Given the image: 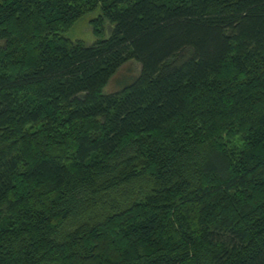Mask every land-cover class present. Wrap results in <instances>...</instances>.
<instances>
[{
  "label": "trees",
  "instance_id": "16d2710c",
  "mask_svg": "<svg viewBox=\"0 0 264 264\" xmlns=\"http://www.w3.org/2000/svg\"><path fill=\"white\" fill-rule=\"evenodd\" d=\"M0 42V264H264V0H0Z\"/></svg>",
  "mask_w": 264,
  "mask_h": 264
},
{
  "label": "rangeland",
  "instance_id": "374dc122",
  "mask_svg": "<svg viewBox=\"0 0 264 264\" xmlns=\"http://www.w3.org/2000/svg\"><path fill=\"white\" fill-rule=\"evenodd\" d=\"M101 7L85 14L80 20H78L65 35L72 39L78 40L86 45L95 43L98 39H106L111 35L113 24L109 20L103 22L99 31L95 30V21L101 15ZM2 42H0V45ZM141 69V65L136 61H130L120 68L118 73L112 78L106 87V92H113L119 90L123 83V80H131L136 77Z\"/></svg>",
  "mask_w": 264,
  "mask_h": 264
}]
</instances>
